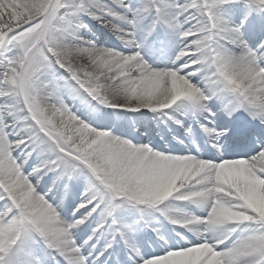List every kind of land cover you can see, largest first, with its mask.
Returning <instances> with one entry per match:
<instances>
[{
    "label": "snow or ice",
    "instance_id": "snow-or-ice-1",
    "mask_svg": "<svg viewBox=\"0 0 264 264\" xmlns=\"http://www.w3.org/2000/svg\"><path fill=\"white\" fill-rule=\"evenodd\" d=\"M0 264H264V0H0Z\"/></svg>",
    "mask_w": 264,
    "mask_h": 264
}]
</instances>
